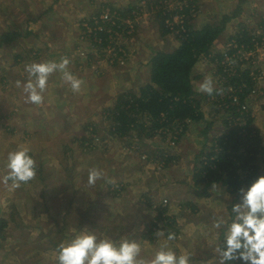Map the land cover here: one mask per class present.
I'll use <instances>...</instances> for the list:
<instances>
[{
	"label": "crops",
	"instance_id": "0c3cea01",
	"mask_svg": "<svg viewBox=\"0 0 264 264\" xmlns=\"http://www.w3.org/2000/svg\"><path fill=\"white\" fill-rule=\"evenodd\" d=\"M39 1L43 4L48 3V0ZM57 1L62 2V0H53L51 7L44 6L45 9L40 10V16L31 12L23 17L21 11L13 8L9 11L10 21L8 20L7 25L0 27V139L6 137L4 141L0 140V179L3 178L4 168H6L4 161L7 159V150L27 148L29 155L35 159L52 164L50 159L53 156L48 154L49 142L55 144L61 141L64 143L63 149H65L72 146L78 138L85 140L87 128L90 125L102 131L101 129L104 128L102 126L104 123L102 120L103 111L112 107L111 100L115 99V95L125 91L138 93L139 87L150 82L149 66L154 54L162 50H172L167 46L163 49L170 37L173 41L175 39L173 35H163L158 16L160 12L156 10L161 4L153 6L154 2L161 3L165 0H68L74 7L66 11L62 10L63 6L57 9ZM197 1L193 0L196 5H198ZM199 1L203 8L207 4L216 8L211 20L220 19L221 22L218 26H221L224 18L228 19L223 32L213 44L211 54L198 62L192 71L193 88L201 102L203 120L208 121V116L203 109L204 101L216 92L208 79L214 76L211 66L217 62L215 58L218 59V57L215 55L217 53L222 58L228 50L231 40L241 32L254 34V36L264 32V0ZM184 2L189 4L192 1L185 0ZM129 3L136 4L137 7L143 5V8L146 7L145 4L150 5L149 9L142 10L141 8V11L145 17L148 15L150 17V26L147 24L149 34L154 38L158 37L160 41L158 47L151 43L153 47L149 43L147 44L148 40L143 41L146 44H141V49L144 47L143 50L148 51L149 57L145 61L143 60L144 62H140L139 58L143 52L138 49L140 55L134 56L132 63L135 65L129 70L130 75L135 72V78L134 76L129 78L126 70H109L108 66L102 71H93L88 68L82 69L83 65H81L78 71L76 68H72L78 65V63L74 65V60L68 64L67 68L74 77L81 81L78 92L72 91L70 85L63 79L62 72L56 71L58 75L52 76L53 73L49 75L46 89L41 93L43 102L32 105L27 101L24 85L29 79L34 80L35 78L28 75L29 73L25 70L26 66L23 65L45 62L59 63L60 57L72 56L76 49L75 45H78L76 37H78L80 29L83 30L82 25L79 27L78 22L72 21V23V19L77 16L79 19L88 17L90 20L107 6L115 5L117 7L118 5L117 8L122 11L121 9H124V6ZM99 7H103V9L98 10ZM151 11L155 14L150 16L149 12ZM206 17L196 21V26L192 25V29H202L207 21ZM136 20L134 25L137 23ZM146 23L148 22L146 21ZM250 24H254L255 28H245ZM135 27L141 28V25ZM10 34L13 41L1 43V37ZM72 40L75 41L71 43ZM176 41L177 45L175 42H171L175 44L173 49L180 45L178 40ZM258 55L264 61V49L260 50ZM142 69H145L148 76L141 71ZM122 76L128 77L122 80ZM115 77L118 78L115 79ZM120 82L122 83L120 84ZM209 82L211 94H207L203 87ZM114 90L115 93H113ZM3 97L11 101L8 107L2 105ZM95 101H99L101 104L106 102V106L99 109L94 106ZM261 109L264 111L263 107ZM196 123L191 122L187 125L184 136L189 132V128L195 127ZM259 129L264 135V130ZM64 130L69 131L70 134L65 135ZM51 134L54 135V137L51 136L55 138L54 142L50 141ZM19 135H21V140L18 139ZM156 136L158 135L154 134L152 138L155 139ZM117 142L124 144L127 141L117 139ZM178 146L179 143L173 146L176 152L182 149V145ZM5 152L6 154H4ZM128 152L131 154L125 153L116 158L112 156L110 158L102 153L100 155L89 153L90 156H84L86 164L83 165L82 162L73 160L75 149H72L66 154L63 153L59 160H56L55 167L49 172H46V169L38 170L39 178H35L33 183L39 182L40 189H27L22 186L13 188L10 181L7 185L0 183V218L8 224L6 240L0 248V254L2 252L8 254H4L0 264H58L59 246L69 242L82 232L94 234L98 240L110 239L117 245L125 239L134 240L139 245L142 241L144 243L149 241L151 245H155L156 238L145 237L144 233L155 222L157 214L156 211L154 212V208L160 207L163 201L170 203L168 204V214L169 211L173 215L178 213V216L173 218L184 225V221L189 219L187 216L194 213L197 220L201 219L204 222L213 218L212 207L215 208L219 200L225 196L217 194L215 189L222 190V193L225 191L226 196L234 197L221 184L212 185L206 191L204 186L196 188L192 168L187 172L186 167H182L180 170L183 173L178 179H174L170 173L175 170L176 165L173 168V166L164 164V167L159 166L154 169L152 165L144 162V154L141 155L143 160L141 161L138 157H129L134 153L132 150ZM193 163L194 159L192 165ZM63 165L65 166L64 170H62ZM180 165L186 166L184 162ZM92 169L101 170L103 175L94 184H89L87 175ZM32 180L27 182V184H32L30 187L33 186ZM63 180L75 183L63 188L62 184L60 185ZM54 181H57V184ZM21 184L23 185V183ZM205 192L208 193L207 196L202 195ZM188 208H191L193 213L190 214ZM194 223L201 222L192 221V224ZM192 224L190 225L193 226ZM34 227L38 228L37 234L40 241L43 237H48L49 241L55 240L52 242L53 245L43 244L42 246L40 243L38 249L33 251L32 248L35 245L23 241V238L27 237L29 241ZM164 238L167 239V237ZM174 240L177 242L179 238H174ZM175 241L173 242L176 243ZM10 258L11 262H9Z\"/></svg>",
	"mask_w": 264,
	"mask_h": 264
},
{
	"label": "rangeland",
	"instance_id": "374dc122",
	"mask_svg": "<svg viewBox=\"0 0 264 264\" xmlns=\"http://www.w3.org/2000/svg\"><path fill=\"white\" fill-rule=\"evenodd\" d=\"M186 1L188 2V0ZM190 1H193V0H190ZM131 3L125 5L124 6L125 8L121 9L122 11H119V9L117 8L118 5L117 7H115L114 5V6H107L106 8H104V10H111L114 15H117V13L119 15H123L121 16L122 22H120V28H116V29L111 28L112 33L108 34L106 40L105 41L102 40V42H100L101 40L99 41L98 39L97 40L87 39L82 42L81 37L84 33V30L80 29L79 35L78 37H76L78 38V45H75L76 49H74L72 56L67 55L64 57H60V61L64 58H67L69 60V63L75 60L73 62L74 65L75 63H78V65L72 68H76L78 71H79V66L81 65H83L81 67L82 69L88 68L93 71H102L107 66L109 67V70H114V71L126 70V72H128L127 74H129V78H132L131 76H134L135 78V72L132 73L133 75H130L131 73H129V70L130 68L132 69L133 65H135L132 63L134 56L138 57L140 55V52L138 53V49L143 52V55H141L139 58L140 62H144L149 57L148 51L143 50L144 48L143 46H142L143 48L141 49V44H144V45L146 44V43H143V41L146 42V40H148L147 44L149 43L150 46H152L151 44H153V46L155 47L159 46L160 41L158 37L157 38L155 37L156 38L155 39L152 35L149 34L148 26H150V17L148 13H147L148 16L145 17L141 11V8L142 10H147L148 6L150 7V5L145 4L146 7L143 8V5L141 4H139L141 6L137 7L135 6L136 4L134 5ZM52 4H53V0H48V3H45V4H43V2H40L39 0H0V27L7 25L8 20L10 21L9 11L12 10L13 8H15L16 10H19V12L21 11L22 12L21 15L23 17L26 14H31V12L37 16H40L41 15L40 10L41 9L44 10L45 9L44 6L51 7ZM160 4L162 5L158 9L156 8V10H158L161 14L169 12V11H176L177 9L181 7L185 8L186 6H188V4H186L185 2H182L181 0H165L161 2ZM166 4L170 5V7L165 6ZM197 4L199 5V8L197 7L198 10L192 11L189 14L188 20L189 21L191 20V21L188 24L190 26L192 25L196 26L195 24L196 21H200L201 19L203 20V17H206L208 15V17H206L207 21L205 20L206 22L203 28L208 25L218 26L219 23L221 22L220 19L211 20L212 15H214L216 12V8L212 5L210 6L209 4H207L203 8L202 3L199 0L197 1ZM62 6H63L62 8L63 11H66L67 9H72L74 7V5L71 2H68V0H62V2H58V1L56 2L57 9H59ZM99 8L100 9L98 10L103 9V7H99ZM199 11L200 13L202 12V14H200ZM141 13H142V16H140ZM149 14L151 16L152 14H155V12L151 11L149 12ZM199 16L200 18L196 20ZM128 19H130L131 21V22L129 21L130 23H128L127 21ZM84 20L88 21L89 18L85 17L83 19H79L76 16L74 19L71 20V22L72 21L75 23L78 22L79 27H81V25H83L82 23L87 22ZM135 20L137 21V23L134 25ZM146 21L148 23H146ZM123 22H125L124 24H127V23L128 25L131 24L130 25L131 29L128 30V27L126 28V26L128 25L121 27V24ZM256 22L258 23V21ZM142 23L144 25L143 28H142ZM140 25H141V28L135 27V26H140ZM254 26H255L254 24H250L249 27H245V28L253 29L255 28ZM68 28L69 26L67 27V29ZM176 36L178 35H173V38L175 39L174 41L170 37L166 41V44L163 46V49L165 46L173 48L175 44L177 45L178 43L176 41L177 40ZM252 36H254V34ZM255 38L260 43V46H262L261 43L262 42L264 43V33L258 36L255 35ZM232 40L229 44L228 50L226 51L227 55L228 53H232L231 50L233 49L231 48H233L238 43L235 37ZM74 41L72 40L71 43ZM171 42L173 43L175 42V44ZM101 43L103 44L112 43L113 46H115L116 48L111 50V53H112L111 55L107 52L104 56L103 51L100 49L101 46H103V44ZM115 49L117 50L115 51ZM262 49L264 48L261 47L259 51ZM258 52L256 53L254 63L253 62L251 63V60L247 62H242L240 61L239 55H238L235 61H233L234 64L231 67H223V64H224L223 59L226 58L225 56L226 53L224 54L225 58H220L216 53L215 57H218V59L215 58V61L217 62H215L213 66H211V68H213L214 70V76L208 78L211 81V85L213 86L214 90L216 89V92L213 95H211L206 101H204V109H203L205 110V114L208 116V121L202 120L196 123L195 127L189 128V132L186 133L185 136H184L185 134L184 133L183 136L180 137L178 143H179V146L182 145V149H179V151L177 152L175 151L176 149H174V147L170 145L169 140L171 137L179 136L182 133L183 129L180 127L176 128L174 131H171L172 128H167L163 131H157L156 133H154L158 135L156 136L157 138H155L156 140L152 138L154 134L150 136L152 132H150V129L148 128V126H147L148 129H146V127L144 129L138 128V130L136 129L133 132H129L128 135L122 138L130 143H127V142H124V144L122 142L116 143L117 140L113 142L112 140H110L111 136H107L112 126L109 121L105 120L106 118L103 115L102 120L104 121V123L102 124V126L104 128L101 129L102 131H100L99 133H94L92 131L94 130V128L92 127L90 128V131L87 133V137L85 140H81V138H78L77 141H75V143H73L72 146L65 148V149H63L64 143H62L61 141L56 142L55 144H51L49 142L48 145H50V147L48 148L49 149L48 154L53 156L50 159V161L52 160V164L46 163L44 161H41L39 159H35L34 157H32L36 162V175L33 178L31 183H33L35 178L36 179L39 178L38 170L46 169V172H49L52 168L55 167L54 164L57 162L56 160H59V158L61 157L63 153L66 154L72 149H75V155H74L73 160L74 161L78 160L82 162L83 165L86 164L84 156L85 155L90 156L89 153H97L94 155H100V153H102L103 155H106L110 158L112 157L116 158V157H120L122 154H125V153L131 154L128 151L132 150L134 153H132V155H129L130 158L138 157L140 158L141 161L144 160L146 164L152 165L154 169L158 168L159 166L164 167V164L166 166L170 165V167L173 166V168H174V165H176L177 167L175 168V170H173V172L170 173V176L174 179H178L179 176L183 173L182 170H180L182 167H186L187 172H189V169L191 168L194 170L195 163H193L192 165L193 159L195 162L196 156L199 155L201 151L205 149L206 152H210L213 146L216 145L215 140L217 139V137H220L224 133L226 120L228 121L238 120V118L234 119V117L231 116L229 112H227L229 106L226 104L227 103L226 100H230V98L232 97L230 88H233V86H227V82H230L232 78L241 79L240 78L241 74L248 69L250 71L251 70L264 71V61L259 57ZM118 54L120 56H118ZM111 57L112 58L116 57L115 62L109 59ZM23 66L27 67L28 65H23ZM26 67H25V70H26ZM237 67L240 68L239 74H238V71H236ZM57 71H60V70H57ZM141 71L145 72L146 74L145 69H142ZM57 75H58V72L55 71L53 72L52 76H57ZM61 75L63 76V74ZM125 77H128V76H124V77L122 76L121 77L122 80L123 78L124 80L127 79ZM116 78L118 77H115V79ZM121 83L122 82H120V84ZM139 89L140 87L138 88V90ZM253 90H256V94L254 95L251 94L248 96L246 106L248 107V109L250 108V110L253 112L252 114L253 115L252 118L254 119L253 125L256 128H261L264 130V117H263L264 111L261 109V107L264 106V93H263L264 92V80H262L261 82H257ZM118 92H119V87H118ZM113 93H115V90L113 91ZM125 93H127V91L116 94L115 99L111 100L112 106H114L115 101H117L118 96L125 94ZM135 94H139V91L138 93H135ZM207 94H211V92L209 93L207 91ZM10 102L11 101L7 98H4L3 101L1 100L2 105H6L7 107ZM95 102L96 104L94 106H97L99 109H102L103 107L106 106V102L102 104L99 101H95ZM31 104L35 105L33 103ZM10 108L12 107L10 106ZM48 117L50 118L51 116H48ZM147 120L148 119L144 117L139 118V121H140L139 126L141 122L145 123ZM194 123L195 122H193V124ZM51 133L54 134V132H51ZM52 134L49 136V138H50V141L54 142L55 138H52L54 137V135L52 136ZM64 134L68 135L70 133L69 131L64 130ZM72 134L74 133L72 132ZM19 136L20 137H18V139L21 140L22 139L21 135ZM106 137H109V138L106 139ZM5 139L6 137L4 138L2 137L0 140L4 141ZM131 146L133 147L130 148ZM12 151H16V150H11V151L7 150L6 152L9 153ZM6 152L4 154H6ZM141 155L146 156V159L143 158L142 160ZM171 158H173V160H171ZM4 162L6 164L7 159ZM182 162H184L186 166H181L180 164ZM64 167L65 166L63 165L62 170H64ZM7 173H8V169L6 167L4 168V176L7 175ZM84 173H85V170H84ZM54 183L57 184V181H54ZM71 183H75V182H70L69 180H63L60 182V185L62 184V187L65 188V187H68ZM31 185L32 184L30 183L27 184V182L23 183V185L20 184V186L25 187L27 189H31V188L40 189L41 188L40 186L41 184L39 182L33 183V186L30 187ZM215 191L217 194L221 196L222 195H225V196L222 198L223 201L219 200L218 205L216 204L215 208L211 206L213 208L212 209L213 211L211 212L213 218H211V220L206 221V222H204L201 219L197 220L196 216H194L195 213L191 214L192 209L188 208V211L190 212L191 215L187 216L189 217V219H187V221L186 220L184 221V225H181L177 221L178 223L177 230L179 233L176 236V238L177 239L179 238V241L176 242L174 239L169 241L168 239L164 238L165 236L163 234L157 232L155 235H153V237L156 238L155 240L157 241L155 245H151L149 241L146 243L142 241V243L140 244L141 251H140L139 256L137 257L138 264H148V261L154 258L156 252L160 251L161 248H165V247L174 251L178 257L181 255H185L188 259V264H226V260L223 258V254L221 253L219 249L220 248L219 235L221 234V232L224 231V235L226 236L230 224L238 218V212L234 211L235 206L237 205L240 206L239 213H245L247 209L243 207V194L241 195V197H236L238 199L236 200L235 197L226 196V193L224 190H223L224 191L223 193H222V190L218 188L215 189ZM109 201L112 202V200H109ZM168 204L170 203L168 202L165 203L163 201L160 204V206L163 205L168 208ZM156 208L157 207L154 208V212L156 211ZM155 213L157 214L158 211H156ZM169 214L167 213L166 216L168 217L171 215L172 217L178 216L177 215L178 213L176 215H173L170 211H169ZM179 220L183 221L181 219ZM192 221L201 222V223L192 224ZM28 223H30V221H28ZM190 224H192L193 226H191ZM42 226H44V224H42ZM37 230L38 228H35V227L32 228V233H31L32 237H30L31 239L29 241L27 237L23 238V241L30 242L32 245H35V247L32 248L33 251L38 249V244L40 243L42 246L43 244L53 245L52 242L55 240L49 241L48 239L50 238L48 237H43V239L40 241L38 238ZM10 234L12 233L10 232ZM32 241H36V242H32ZM173 241H175L176 243H174ZM4 254L7 255L8 253H4ZM4 254L3 252L2 254H0V260L4 258ZM11 261L12 259L9 260V262ZM38 261L40 263V260ZM236 261L238 262L239 260L236 259Z\"/></svg>",
	"mask_w": 264,
	"mask_h": 264
},
{
	"label": "trees",
	"instance_id": "16d2710c",
	"mask_svg": "<svg viewBox=\"0 0 264 264\" xmlns=\"http://www.w3.org/2000/svg\"><path fill=\"white\" fill-rule=\"evenodd\" d=\"M158 5L160 6L158 1L153 3L154 7ZM197 7L198 5L192 1L188 6L183 7V11L177 9L162 14L158 13L163 35H174L167 27L166 20H174L176 15L183 16V13L187 18L183 19L184 24L181 26L186 28L187 32L181 31L180 24L175 25L181 32L176 36L180 45L178 48L162 50L154 54L150 61V82L140 87L139 94L133 92L122 94L118 96L114 106L104 109L102 117L104 115L105 120L109 121L112 126L107 136H111L110 140L113 142L117 138L122 139L129 132L138 130V128H149L152 132L151 136L157 131L167 128H172L171 131H174L180 127L183 129L182 133L175 136L176 143H178L188 124L203 120L201 102L193 88L192 71L202 58L211 54L213 44L223 32L228 19L224 18L221 26L208 25L202 29L193 30L188 24L191 20L188 19L189 14L196 11ZM100 15L99 13L97 16ZM82 28L86 30L83 25ZM97 33L103 38H107L106 32L98 31ZM10 36L11 34L3 35L1 43L13 41ZM235 39L239 45L248 50L254 49L258 43L255 36L247 32H241ZM233 52L234 50H232ZM103 55L105 56L104 52ZM249 74L250 70H246L241 74V79L232 78L230 82H227V86H233V95L238 97V105L233 104L231 99L226 100V104L229 106L227 112L238 120H226L224 133L217 137L216 145L210 152H206L204 149L196 156L193 172L196 188L204 186L206 191L212 185L221 184L227 188L229 194L236 198L241 197L243 191L254 179L264 175V135L259 128L253 125V112L250 109H242L243 105L247 104L248 96L256 84ZM143 117L148 120L145 123L141 122L139 126V118ZM92 127L93 125H90L86 133ZM92 131L100 132L95 128ZM202 195L207 196L208 193L205 192ZM236 200L238 199L236 198ZM156 211L158 213L155 222L151 224L144 236L153 237L159 232L165 237L172 233L176 238L179 233L177 220L166 216L168 213L166 206L161 205L156 208ZM7 228V222L0 218V248L6 240ZM225 239L223 231L219 235V249L222 254L225 250ZM235 263L242 264L240 260L238 262L236 259L226 260V264Z\"/></svg>",
	"mask_w": 264,
	"mask_h": 264
},
{
	"label": "clouds",
	"instance_id": "9594fccd",
	"mask_svg": "<svg viewBox=\"0 0 264 264\" xmlns=\"http://www.w3.org/2000/svg\"><path fill=\"white\" fill-rule=\"evenodd\" d=\"M236 46L241 45L237 43ZM68 64L69 60L64 58L59 63L28 65L26 71L35 79H29L24 85L27 101L37 105L43 102L41 93L46 89L49 75L57 70L62 72L63 79L70 85L72 91L78 92L81 81L67 70ZM236 71L239 74L240 68L237 67ZM254 72L255 70H251L249 77ZM203 87L205 91L211 92L210 82ZM6 167L8 173L0 179V183L7 185L11 181L13 188L32 180L36 175V162L29 155L27 148L9 152ZM102 175L99 169L90 170L89 184H94ZM239 207V205L234 207V211L238 212V218L228 228L223 258L229 261L238 259L242 264H264V175L254 179L243 191V207L247 211L239 213ZM174 238V234H168L169 241ZM140 251V245L134 240L125 239L117 245L110 239L98 240L94 234L82 232L59 246L57 260L58 264H138L137 257ZM148 264H188V259L185 255L178 257L174 251L165 247L156 252Z\"/></svg>",
	"mask_w": 264,
	"mask_h": 264
},
{
	"label": "built area",
	"instance_id": "2783aa9c",
	"mask_svg": "<svg viewBox=\"0 0 264 264\" xmlns=\"http://www.w3.org/2000/svg\"><path fill=\"white\" fill-rule=\"evenodd\" d=\"M167 7H170V5H165ZM180 11H183V7L179 8ZM170 12V11H169ZM104 13V14H103ZM116 13V12H115ZM184 16V17H183ZM183 16L180 15H176L174 17V20H171V19H168L166 20V25L168 28H170V30L172 31L171 34H174V35H179L181 34L180 30L176 28L175 25H183L184 24V18L186 19L187 16L185 13H183ZM128 23H130V19L127 20ZM130 21V22H129ZM120 22H122V18H121V15H119L117 13V15H114L112 13L111 10H105L101 13L100 16H94L92 19L88 20L87 22L83 23V27L86 29L84 30V33L81 37V40L84 41V40H87V39H95V40H101L100 42L105 41L106 39L103 38L102 35H99L97 32L100 31V32H106V35L112 33L111 31V28H120ZM125 22H123L121 24V27L123 25H128L127 24H124ZM131 24L128 25V30L131 29L130 26ZM181 31L186 33L187 32V29L184 28L183 26H181ZM185 35V34H184ZM103 44V43H101ZM262 46H260V43L258 42L254 49L253 50H248L246 49L244 46H240V47H237L236 45L232 48L234 50L233 53H226V58L225 56L223 58L224 60V67H231L235 61V59L238 57L239 55V59L240 61L242 62H247V61H250L251 60V63L255 62V56H256V53L259 51V49L262 47L264 48V43L262 42L261 43ZM117 46V44H116ZM116 48L115 46H113L112 43H106V44H103V46H101V50L106 54L107 52L111 55V50ZM117 49H115L116 51ZM231 50V49H230ZM229 50V51H230ZM101 51V52H102ZM228 51V52H229ZM232 51V50H231ZM118 56H120L118 54ZM113 57V56H112ZM109 58L110 60H113V62H115L116 60V57L115 58ZM251 79L252 81L254 82H261L262 80H264V71H260V70H255L254 73L251 74ZM230 92L232 93V97L230 98L231 100H233V104H236L238 105V97L233 95L234 91H233V88H230ZM251 94H256V90H253L251 92ZM250 94V95H251ZM242 109H248V107L246 105H243ZM176 137H173V138H170L169 142H170V145L172 146H175L176 145ZM144 159H146V156H143ZM165 203H167V201H165Z\"/></svg>",
	"mask_w": 264,
	"mask_h": 264
}]
</instances>
